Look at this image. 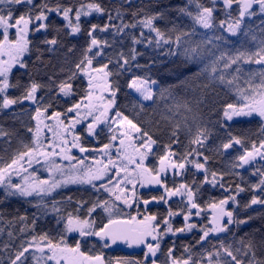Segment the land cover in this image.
<instances>
[{"label": "trees", "instance_id": "obj_1", "mask_svg": "<svg viewBox=\"0 0 264 264\" xmlns=\"http://www.w3.org/2000/svg\"><path fill=\"white\" fill-rule=\"evenodd\" d=\"M47 4L49 8L72 7L74 17L75 9L81 4L88 5L99 4L105 11L103 13L92 11L89 15H82L80 18L81 31L75 36H69L70 29L66 26L62 15L56 12H47V20L43 23L48 25L47 29L36 31V27L41 21H33L30 25V31L27 39L30 41L29 51L23 57L22 61L27 65V70L20 66L14 67L9 73V84L18 85L9 87L6 95L9 98H20L24 93V86L29 84V75L38 83L49 85L51 77L57 84L66 79L70 71L74 70V65L83 55L84 49L90 44L88 30L93 24L103 27L109 24L106 32L95 33L101 41H107L102 54L97 56L95 52L89 54L92 58L90 69L100 68L108 64V69L112 75L108 77L113 85L119 86L116 93L114 112L120 111L128 116L134 123L152 136L156 140L152 150L149 153L147 165L148 169L156 172L161 157L169 155L174 164L184 163L185 168L180 170L179 174L167 175L162 178L164 187L175 189L181 184H188L196 192L195 202L199 205L202 212L200 220L196 222V228L187 235H167L160 241V249L154 259L156 264H171L172 258L181 260L191 257L190 264H209L208 253L219 251L223 260V247L236 249L243 252L244 245L252 242L256 251L257 259L264 260V205H251L252 197L258 196L264 198L261 189H253V185L259 184L264 179V159L250 162L243 167H234L236 158L242 155L244 149L252 150V143L259 145L264 140V121L257 113L251 117L236 118L226 121L223 118L222 108L227 103H237L239 99V90H244L247 94L248 81L251 77V83L258 85L260 76H251L252 73H259L264 69V65L256 64L252 61H242L239 66L242 71L237 74L233 65L229 69L224 68V62H218L217 73L223 74L226 79L231 80L234 75L239 79L231 87L226 84H220L218 81L214 85V93L218 103L211 109L200 106L199 127L206 129L207 139L202 145H193L191 140L195 139L196 125L191 121L192 113L182 106L185 101L189 106L196 110V100L199 98V89L197 85L207 83L208 72H204L198 79H193L192 74L208 66L210 71V60H204L200 55L196 61H188L183 55L184 48H190L199 45L203 47L202 41L195 36V33L185 37L181 47L177 48L175 44L171 46L161 42L156 46V34H152L143 28L139 21L155 13L163 12L162 19L155 20L154 26L164 31L167 36L175 40V36L180 31H191L194 25L192 16H195V9L198 5L214 8L213 17L215 23H220L227 19H235L239 15L237 4L233 3L230 10H225L220 3L213 4L212 0H33V5H10L0 3V14H7L11 8L16 17L22 13H27L29 8L33 9V15L39 11V6ZM178 9H187V12H180ZM87 11V8H85ZM119 14V15H118ZM230 14V15H229ZM109 15L112 19L109 20ZM73 23L75 20L73 19ZM250 27L257 38H264V15L255 16L249 22ZM129 25V27H124ZM131 25H135L132 27ZM175 27L176 31H171ZM118 28L124 30L117 31ZM155 33V32H154ZM56 37L59 43L53 50H49V45L44 43ZM133 38L139 40V43H133ZM0 33V40H2ZM149 40L152 41L149 44ZM74 46V51L68 53V48ZM133 50L136 53L135 60L132 59ZM174 54L169 55V52ZM129 60V65L122 70L119 64L122 63L120 54ZM203 53V51H202ZM201 53V54H202ZM203 59V60H202ZM111 61V63H110ZM139 65V67H137ZM87 67V66H86ZM85 67V68H86ZM147 78L156 81L153 90L154 98L149 103H144L134 96L129 90V83L133 77ZM90 71L79 72L76 77L70 81L73 94L65 97L59 93L58 88L49 91L47 87L38 90L36 93V104L28 105L25 100L11 106L8 109L0 110V129L7 135L0 136V167L10 163L11 159L20 151H24L23 144L31 146L35 127V115L37 108L44 111L47 115L54 112H60L61 116H66V110L73 104L79 102L89 92V80L92 79ZM99 82L96 79L93 81ZM185 81V83H181ZM167 89L161 96V91ZM170 93V95H169ZM40 97H44L43 100ZM109 95L106 94V98ZM181 107L177 109L176 105ZM45 109H47L45 111ZM185 117H188L187 123L192 127L190 135L185 129ZM179 124L177 130L175 126ZM32 129V132L28 130ZM176 131V136L172 132ZM81 134L80 142L82 147L93 150L103 148L110 141V135L105 129H97L94 134H86V124H82L79 130ZM229 136L239 138L243 141V147L235 146L225 150L222 145L227 143ZM178 142H174L177 141ZM168 145L170 147L166 148ZM193 147L198 148L203 156L209 157L206 168L208 169V182L205 183V172L197 170L193 164L184 160L185 154ZM203 163V157H190ZM212 172L217 173L215 186L213 185ZM223 184V187L220 185ZM237 186L244 189L238 192ZM161 187L138 189L133 206L129 210L120 209L117 218H127L131 220L136 217L137 220H143L145 216H156L155 223L159 224V229H164V220L167 219L173 231L184 226L183 215L169 216V211L173 213L187 212V203L182 199L172 198L165 203L159 198L164 196ZM234 196L235 200H229V211L233 212V221L228 230L223 234L209 235L205 241H200L203 235V228L207 226V213L209 205L218 203L220 200ZM71 197V199H69ZM156 197L157 199H153ZM149 201L145 204L144 201ZM94 204L98 205L95 210L89 214L88 209ZM107 204L115 205L109 196L100 188L95 186H66L59 188L47 197L38 200L34 198H23L19 196L8 195L5 190L0 188V264H10V260L15 254L27 246V241H31L33 236L39 239L40 235L47 234L54 242L59 241L61 235L69 247H75L79 242L81 251L89 256L103 255L105 264L109 260L116 264L117 261L123 264V261H141L143 264H149V260L144 259L146 247L137 255H131L125 251L108 252L104 243L94 236L81 237L80 235H67L64 231V223L69 214L80 219H90L95 221L94 228L98 230L107 221L104 206ZM46 206V207H45ZM58 211H53V208ZM245 220L247 223L240 224L235 221ZM33 221L35 223L33 224ZM23 230V231H22ZM200 241V243H197ZM223 245V247H222ZM172 248L171 257L168 255V249ZM187 248V251L185 250ZM32 249L25 254V264H37L33 258ZM238 258H239V254ZM249 256L245 258V264ZM218 258L213 255L212 263H216ZM43 264V263H41ZM49 264H52L49 262Z\"/></svg>", "mask_w": 264, "mask_h": 264}, {"label": "snow or ice", "instance_id": "obj_2", "mask_svg": "<svg viewBox=\"0 0 264 264\" xmlns=\"http://www.w3.org/2000/svg\"><path fill=\"white\" fill-rule=\"evenodd\" d=\"M8 3L10 5H17V6H24V5H33V0H0V3ZM191 2V0H190ZM213 4H215L216 0H212ZM224 7L231 8L233 3L237 4L239 9V15L231 22L220 21L219 25L214 23L213 12L214 8L212 7H204L202 5H198L197 12L195 16H192L191 12H187V9H178V11L184 13L187 12V15L192 16L194 25H199L203 29L206 30H214L217 27L221 30L222 35L215 36L213 39L220 42H228L229 35L236 36L239 32L243 31L244 35L247 36L249 33L247 30L242 29V21L243 19L248 16L256 15L254 10V6L259 8L260 13L264 14V0H222ZM37 7L33 5V8ZM87 8V11H85ZM92 11L103 13L105 10L99 4H88L83 5L81 4L78 9H75L74 17L72 16L73 8L72 7H61L57 5L55 8H49L48 5L45 3L42 6H39V11L37 14L33 15V9L29 8L27 13H22L18 17L15 16L14 11L10 8L7 11V14H0V29H3L2 35L3 39L0 40V110L8 109L13 105H16L22 100H30L36 102V93L38 90H41L45 87L51 92L58 88L59 93H62L65 97L70 96L73 94L72 84L70 83L79 72L85 70V67H91L92 65V58H90L89 54L95 52V55L99 56L102 54L103 48L107 45V41H101L95 35L97 31L99 32H106L109 28V24H105L103 27H100L96 24H93L91 28L88 30V36L90 38V44L87 48L84 49L82 58L75 63L74 70L70 71V74L66 77L65 80L60 81L58 84L50 77L49 85H43L36 82L31 75H29V84L24 86V93L20 98H9L5 93L9 87H17L18 85L9 84V73L11 72L13 66L19 65L21 68L27 70V65L22 61V57L24 53L29 51V44L30 41L27 39L28 32H29V25L33 23V21H46L47 20V12H56L62 15L63 19L67 21V27L70 29L68 33L69 36H75L81 31L80 28V18L82 15H89ZM2 12V10H0ZM119 15V14H118ZM230 15V14H229ZM164 16L163 12L155 13L153 15L147 16L145 19L139 21L144 27L149 28L151 31L155 32L156 34V41L155 44L157 47L161 45V42L171 46L175 44L177 48L181 47L182 41L185 37H189L195 33V28L191 31H180L176 36L175 40L169 35L166 37V33L161 31L160 28L154 26V21L157 19H162ZM73 19L75 23H73ZM112 17L109 15V20L111 21ZM135 27V25H131ZM48 25L46 23H39L36 27V31H40L41 29H47ZM124 27H129V25H124ZM9 29H15L16 38L14 40L9 39ZM124 28H118L117 31H123ZM171 31H176L175 27L171 29ZM253 40H256L255 36H252ZM140 41L136 38H133V43H139ZM44 43L49 45V50H53L54 47L59 43L56 37H53L50 40H45ZM152 41L149 40V44ZM201 43H204L203 41ZM208 44L212 43V39L207 40ZM259 48L257 51L248 54L244 51H238L235 55H229L228 52H222L219 57L213 61L211 65L210 71L208 70V66L205 65L203 69L198 72L192 74L193 79H198L204 72H208L207 76V83L197 85L196 87L199 89V98L196 100V110L194 111L192 107L189 106L188 102L185 101L182 105L187 112L192 113L191 121L193 124L196 125V132H195V139L191 140L190 143L193 145H202L204 140L207 139V132L206 129L199 127V109L201 105L205 107L212 108L215 104L218 103L216 99V95L214 93V85L218 81L220 84H226L229 87L233 85L239 79L238 75H234L231 80L226 79L223 74L219 76L216 75L217 73V63L223 61L224 68L229 69L233 65H237L235 71L239 74L242 71V68L239 66L240 62L244 61L245 57L247 56V61H252L254 57H258L255 59L256 64L264 65V38H262L259 42ZM68 53H72L74 51V46L68 48ZM171 51L169 55H172ZM183 55L186 57L188 61H196L199 59L201 55L200 46H194L190 48H184ZM136 53L133 50L132 59L135 60ZM120 58L122 59V63L119 64V67L124 70L129 65V60L123 57V54H120ZM111 63V61H110ZM139 67V65H137ZM108 69V64L103 65L100 68L92 69L93 73L100 74L104 79V83L102 87L99 84L94 85L92 83V79H96L93 77L89 80V88H96L100 87L102 93H106L109 95L108 103L103 106V112L101 115L104 117V121L106 122L109 119L119 123L120 125L127 124L129 129L136 133V136L130 137L131 140H135L140 138L141 140V148L144 151H141L140 148H134V151L139 153V159L134 157H127L125 159H121V164L123 168H116V174L119 176L120 171H124L125 179L128 176V166L135 165L136 168H140L143 163V158L148 154V151L152 149V146L155 145L157 142L156 140L152 139V136L149 135L148 132L142 131L140 127L133 120L129 119L128 116L123 115L120 111H115L114 117H108L106 115L107 111L113 108L115 104V97L116 93L119 90V86L113 85V83L108 80V77L112 75ZM259 75L260 76V83L258 85H253L251 83V77L248 81V93L246 94L244 90H239V99L237 103H227L222 108L223 118L226 121H230L233 117L238 116H251L253 113H258L260 117H264V69H262L259 73H252L251 76ZM139 82V83H138ZM148 81L143 80L140 77H133L132 81L129 83V88H134L137 92H139L145 101H152L154 98V93L152 92L151 88L148 87ZM152 84H155L156 81H151ZM181 83H185V81H181ZM167 89L161 91V96H163L164 92ZM170 95V93H169ZM41 100L44 97H40ZM105 99L104 95H101L96 98L97 101H103ZM177 109L181 107L180 104L176 105ZM81 109H83L86 113L85 119L87 116H93L92 124H89L88 130L92 132L93 125L101 122V116H95L94 113L100 111V107L97 103L93 102V93L89 91L85 97H83L79 102L73 104L66 110V113L75 112L77 117L81 114ZM47 109H45L46 111ZM40 109L37 108V116H39ZM52 116L56 119L58 124H63V121L60 119L61 113L54 112ZM188 117H185V129L191 135L192 134V127L187 123ZM78 119L70 121L71 126L74 128L76 123H79ZM48 128V131L53 132L54 137L59 138V143L53 141H49L47 146L44 142L40 139L41 129L37 126L34 138L32 141L31 146L28 144H23L24 151H20L16 153V155L11 159L10 163L5 164L3 167H0V186H3L5 192L8 195L12 196H21V197H30L34 194L40 196L42 193H51L54 189L61 187L62 184L67 183H92L93 180H101L103 177L112 170L110 166H115L116 162L109 159L108 164H103L102 161H97V168L93 169L92 167L84 166L77 171L81 173L80 175H69L65 177L63 180H53L51 183L48 180H40L36 177H29L28 175H24L21 179V183H12L11 176L12 175H20L21 171L27 173V169L24 168V163H27L29 167L32 166L33 160L39 163L38 157H43L44 159H49L50 157L59 156L62 153L63 158L67 160H73L74 158L68 155L67 153L70 152V148L67 147L69 141L64 139V135L67 132L71 131V128H65L64 133H59L56 129L50 126H45ZM180 127L179 124L175 126L178 130ZM32 132V129L28 130ZM7 135V133L3 132L0 129V136ZM121 136H128L127 132L121 133ZM172 136H176V131L172 132ZM78 137H74L72 142V147H77L78 145L75 143ZM112 140H116L117 136L113 135L111 137ZM174 142H178L174 141ZM120 144L124 145L125 141L123 138L120 139ZM235 146L243 147V141L236 137L229 136V140L227 143L222 145L223 149L228 150L234 148ZM110 145L105 144L104 149H109ZM166 148L170 147L168 145L165 146ZM51 149V151H49ZM59 149V151H57ZM81 152H85L86 149L83 147L80 148ZM124 149L118 148L117 152H123ZM203 157V163L199 162L197 159H189L190 157ZM256 156L264 157V140L259 142V147L255 142L252 143V150H248L247 148L244 149L242 155H239L236 158V163L234 167H243L247 165L255 159ZM167 155L161 157V168L160 172L164 171V164L163 162L167 159ZM184 160L190 164H193L197 170H203L205 174L204 182H208L207 172L208 169L206 168V164L208 163L209 157L203 156V153L199 151L198 148L193 147L190 151H188L185 156ZM80 165H84V161H78ZM172 167L178 169H184L185 164H173ZM58 171H61L63 175V170L56 166ZM143 171H150L148 169H143ZM264 175V174H262ZM213 177V185L215 186V180L217 177V173L212 172ZM150 182L154 183H161L159 179V173L157 176L153 177ZM95 186V185H93ZM223 187V184L220 185ZM253 189L260 188L261 194L264 195V179H261L259 184L253 185ZM111 190V189H110ZM244 189L237 186V191H243ZM165 191L167 197L173 196H183L187 199V212L181 211L180 213H173L169 211V216L172 215H183L184 220L186 222L187 230L191 231L192 228L195 227L194 224L187 223L190 217L193 214V209H197L195 212L196 216L200 215L199 205L195 202L196 192L190 187L188 184H181L179 187L175 189H168L165 186ZM71 199V197H69ZM117 199H120L118 196ZM153 199H157L153 197ZM167 203V199L164 196L159 198ZM229 200H235L234 196H230L227 199L220 200L218 203H212L209 205L210 208L214 209L213 214V227L202 230L203 235L200 237V241H205L206 238L209 236L210 233L213 232H223L228 230V225L234 223L233 221V212L228 211L225 209V205L228 204ZM127 203V201H125ZM145 204H148L149 201L145 200ZM264 205V198H260L258 196H253L250 204L246 205V207H250L251 205ZM98 205L94 204L91 208L88 209L89 214H91ZM46 207V206H45ZM53 211H58L55 207ZM105 211H109L107 205H105ZM227 218V223H222ZM156 216H145L143 220H137L136 217H132L131 220H120V219H109L108 223L105 224L103 227L99 228V230H95L93 225L95 221H90L88 219H80L79 217H73L69 214L64 223V231L72 232L78 231L81 237H89V236H96L99 237L101 241H105L104 247H108L107 240H111L112 243H116L117 241H124L129 244H145L147 251L145 252V259L153 258L152 264H156V257L157 252L160 249V241L165 234L164 232L157 233L159 229V224L155 223ZM236 223L244 224L247 223L245 220L235 221ZM35 221H33V224ZM164 224L166 225V232H173L171 225L169 224L168 220H164ZM185 228H178L175 229V232H183ZM23 231V230H22ZM151 237V241L149 242L148 238ZM198 241L197 243H200ZM27 243L26 247H22L20 251L15 254V257L10 260V264H25L26 256L25 254L29 252L30 249L35 248L36 252L40 255L37 256L33 253L34 260L37 261V264H49V262H53V264H105V259L103 255H96V256H89L86 253L81 251L80 243L77 242L75 247H69L65 241L63 235H61L59 241L54 242L52 239L48 237V235L42 234L40 235L39 239L36 236L31 238V241L25 242ZM223 247V245H222ZM244 251L241 252L240 249H236L235 252L239 254V258L237 254H234L233 250L228 247H223L224 259L221 260L219 257L221 253L219 251L215 253H208L209 264H212V257L215 255L218 259L216 260V264H245V258L249 256V252H251V258L247 259V264H264V260L257 259L256 251L254 250V245L252 242L244 245ZM187 251V248L185 249ZM173 252L172 248L168 249V255L171 257ZM191 257L188 259H178L172 258L171 264H190ZM107 264H113L111 260L107 262ZM116 264H120L119 261ZM123 264H143L141 261H123Z\"/></svg>", "mask_w": 264, "mask_h": 264}, {"label": "rangeland", "instance_id": "obj_3", "mask_svg": "<svg viewBox=\"0 0 264 264\" xmlns=\"http://www.w3.org/2000/svg\"><path fill=\"white\" fill-rule=\"evenodd\" d=\"M216 3H220L224 7L222 0H216ZM232 7H233V5H232ZM231 8L226 9L224 7L225 10H230ZM195 10H196L195 11V13H196L197 8ZM254 10L256 12V15L251 16V17L246 16L242 21V29L247 30L249 34L247 36H245L243 31H241L236 36L229 35L228 42H220V41H216L215 39H213L215 36L226 34V33H222L218 27L214 30H206V29H203L202 27H200L199 25H196L197 30H195L196 31L195 36H197L201 41L204 42L203 43L204 45L202 46L203 48L201 49V53L203 51V53L201 54L203 59L204 60L205 59L210 60L209 63L212 64L213 61H215L216 58L219 57L222 52H228L229 55H235L238 51H244L248 54H251L252 52L257 51L259 48L258 42L260 41V39L257 38V36H255L253 29L250 27L248 22L250 20H252L253 18H255V16H258V15L263 16L264 14L260 13L259 8L257 6H254ZM232 20H234V19H227L224 21H226V23H227V22H231ZM41 22H44V21H41ZM215 24L219 25V23H215ZM29 28H30V25H29ZM143 28L146 31L152 33L153 35L155 34L149 28H146L144 26H143ZM2 31H3V29H0L1 35H2ZM29 31H30V29H29ZM252 36H255L256 40H253ZM2 38H3V35H2ZM15 38H16L15 29H9V39L14 40ZM209 39H212L211 44L207 43V40H209ZM26 54H27V52L24 53L23 57ZM23 57L21 59H23ZM244 60L247 61V56L245 57ZM16 66H19V65H15V66H13V68ZM88 70L90 71V76L96 77L97 80L99 81V82H96L94 80L92 83L94 85L99 84L102 87V85L104 83V79L102 78V76L100 74L93 73L89 67H86L85 70L82 71L81 73H84L85 71L88 72ZM141 79L147 80L149 82L148 87H150L152 92H153V90L156 86L155 85L156 83L152 84L151 80H149L147 78H141ZM131 81H132V79H131ZM129 90L134 96H136L142 102H144V103L150 102V101L143 100L141 94L139 92H137L134 88H129ZM89 91H91L93 93V102L97 103L98 106L100 107V111L95 112L94 115L95 116H101V122L93 125L92 132H89L88 127H89V124H92V122H93V116H87V118L85 119L84 117L86 116V113L83 109H81V114L79 117H77L75 112L67 113L66 116H61L60 119L63 121V124H58V122L56 121V119L52 115H47L44 111H41V110H40L41 114L39 116H37V112L35 115V127H34V132H32L33 138H34L36 128H37V126H39V128L41 129L40 139L44 142V144L46 146H47L49 141H53V140L55 142L59 143V138L54 137L53 132L48 131V128L45 127L46 125L53 127L59 133H64V129L66 127L71 128V131L67 132L63 138L67 139L69 141V144L67 145V147L70 148V152H68L67 154L70 155L71 157H73L74 159L71 161L64 159L63 153L59 156L50 157L47 160L44 159L43 157H38L37 159H39V163H37V162H35V160H33L31 167H29L27 163H24V168L27 169V173L21 171V174L19 176L18 175H12L11 181L14 184L15 183H21L22 177L24 175H28L29 177L34 176L36 178H39L40 180H48L51 183L53 180H63L65 177H67L69 175H80L81 173H79L77 170L81 169L84 166L92 167L93 169H96L98 167L96 164L97 161H102L103 164L107 165L109 159L116 162L115 166H110L112 168V170L109 171L101 180H93L92 183H86L85 182V183L62 184L61 187L54 189L51 193H42L40 196H37L34 194L33 196L23 197V198H34V199L38 200L40 198L47 197L50 194H53V192L55 190L62 188V187H66V186L99 185L100 188L109 196V198L115 204V205L107 204L109 211H105V206H104V211H105V214H106V217L108 218V220L110 218L111 219L117 218V216L119 215L118 211H120V209H124L126 211L129 210L135 202L136 193H137L138 189H142L144 187H146V189L147 188H156L157 189V187H161L160 189H162V193H163L165 199H167V201L172 199V198H177V199H182L187 203L186 197H183L180 195L173 196V197H167L165 187L163 185H161L162 180H163L162 178L167 177L168 174L171 176L174 174H179L180 170H181L178 168L174 169L172 167V165L174 163H173V161L169 155H167L168 158L163 162V164L165 166L163 172H160V168L162 166L161 161L159 162L158 167H156L157 170L155 173L151 169H148L149 167L147 165V161H148L149 153L152 150L151 149L150 151H148V154L143 158V163L139 169L136 168L135 165H129L128 166L127 179H125L124 171H120L119 176H117L116 168L117 167H119L121 169L123 168V165L121 164V159L126 160V158L129 156L139 159V153L134 151V148H140L141 151H144V149L141 148L140 138H137L135 140L130 141V137L136 136L137 134L132 132L129 129L127 124L120 125L119 123L113 121L112 119H109L106 122L104 121V117L101 115V112H103V106L108 103V99L110 97L106 98V93H102L100 87L92 88ZM101 95H104L105 99L103 101H97L96 98L101 96ZM25 102L31 106H34L36 104V102L30 101V100H25ZM255 114L256 113H253L251 116H254ZM106 115L108 117H114L115 116L114 109L113 108L109 109L107 111ZM251 116L233 117L232 120H234L236 118L251 117ZM76 119H78L80 122L76 123L75 127L73 128L70 124V121H73ZM261 119L264 121V117H261ZM82 124H86L85 133L90 134V135L97 132V129H105L110 135V141L108 143L110 145L109 149H104V147L103 148L101 147L97 150L96 149L88 150V149L83 147L84 149H86V151L81 152L80 151V148L82 147L81 142H80L81 134H79L77 130H79V128H80V126H82ZM124 132H127L128 136H121V133H124ZM113 135L117 136L116 140L111 139V137ZM74 137H78V139L75 140V143L78 145L77 147L71 146ZM121 138H123L125 141L124 145L120 144ZM257 147H259V145H257ZM118 148H122V149H124V151L123 152H117ZM49 151H51V149H49ZM57 151H59V149H57ZM260 159L262 160V159H264V157L256 156L255 159H253L250 162L258 161ZM80 160L84 161V165H80L78 163V161H80ZM57 165L59 166V168L61 170H63V175L61 174V171H58L56 169ZM143 169H148L150 171H143ZM157 173H159V179H160L161 183L157 184L154 182H150L153 177L157 176ZM0 188L5 190L3 186H0ZM118 196L120 197V199H117ZM19 197H21V196H19ZM125 201H127V203H125ZM229 204H230V202H228V204L224 206L226 210H228L227 206H229ZM192 211H193V214L190 217L189 221L187 222L189 224L195 225V227L192 228L191 231L195 230L196 222H198V220H200L201 213H202L199 210L200 215L196 216L195 212L197 211V209H193ZM214 211L215 210L210 208V207H208V209H206L205 212L207 213V226L204 227L203 230H207V229L213 227L212 221H213ZM88 220H90V219H88ZM222 223H227L226 217ZM230 225L231 224H229L228 226H230ZM93 227H94V225H93ZM183 228L186 229L183 232H175V230L173 232H166L165 231L166 225H164V229L163 230L158 229L157 233L164 232L165 234L163 235L162 238H164L167 235H187L188 233H190V231L187 230L185 220H184ZM225 232L226 231L213 232V233H210L209 235H211V236L212 235H218V234H223ZM66 234L67 235H79V232L78 231H72V232H66ZM150 242H153V241H150ZM32 251L37 256L40 255L38 252H36L35 248H32ZM146 251H147V248H146L145 252ZM145 252H144V254H145ZM144 259H145V255H144ZM152 259L153 258H151V257L147 259L150 261L149 264H152ZM41 263H43V262L41 261ZM51 263L53 264V262H51ZM214 264H216V263H214Z\"/></svg>", "mask_w": 264, "mask_h": 264}, {"label": "water", "instance_id": "obj_4", "mask_svg": "<svg viewBox=\"0 0 264 264\" xmlns=\"http://www.w3.org/2000/svg\"><path fill=\"white\" fill-rule=\"evenodd\" d=\"M257 115L259 116V114L257 113ZM245 166V165H244ZM115 219H120V220H129L127 218H115ZM130 221V220H129ZM108 221L105 223L107 224ZM104 224V225H105ZM103 225V226H104ZM102 226V227H103ZM99 230V229H98ZM96 239H99V237H96L94 236ZM148 241L150 242L151 241V237L148 238ZM103 243H105V241H102ZM108 243V247H106V250L108 252H114V251H125L131 255H137L139 254V252H141L145 247L146 245L145 244H129V243H126L124 241H117L116 243H112L111 240H107L106 241Z\"/></svg>", "mask_w": 264, "mask_h": 264}, {"label": "flooded vegetation", "instance_id": "obj_5", "mask_svg": "<svg viewBox=\"0 0 264 264\" xmlns=\"http://www.w3.org/2000/svg\"><path fill=\"white\" fill-rule=\"evenodd\" d=\"M144 188H146V187H144Z\"/></svg>", "mask_w": 264, "mask_h": 264}]
</instances>
